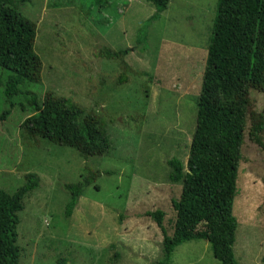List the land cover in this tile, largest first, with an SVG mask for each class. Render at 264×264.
<instances>
[{
	"label": "rangeland",
	"instance_id": "obj_1",
	"mask_svg": "<svg viewBox=\"0 0 264 264\" xmlns=\"http://www.w3.org/2000/svg\"><path fill=\"white\" fill-rule=\"evenodd\" d=\"M94 1L19 5L36 26L34 51L42 62L40 83L22 89L36 94L39 103L52 94L82 109L91 107L111 121L112 144L109 154L84 158L72 147L28 139L21 124L32 112L23 109L21 98L13 99L15 106L0 122V189L13 193L29 173L39 178L19 213L20 264H153L161 256L162 235L147 212L162 211L163 226L173 230L171 202L181 184L168 181L167 160L175 157L185 165L188 158L217 0H171L161 19L146 29L142 46L136 45L137 34L154 12L151 5L104 0L98 6ZM55 2L62 4H50ZM133 46L136 51L125 59L128 69L98 56L104 48ZM120 74L127 82L116 86ZM5 78L0 70V114L9 109ZM248 97L250 110L264 115V91L250 90ZM241 156L234 253L239 264H263L264 152L245 136ZM85 177L92 184L65 218L70 195L64 186ZM169 264L220 263L207 243L190 241L174 250Z\"/></svg>",
	"mask_w": 264,
	"mask_h": 264
},
{
	"label": "trees",
	"instance_id": "obj_2",
	"mask_svg": "<svg viewBox=\"0 0 264 264\" xmlns=\"http://www.w3.org/2000/svg\"><path fill=\"white\" fill-rule=\"evenodd\" d=\"M28 1L0 0V70L6 73L3 93L9 106L0 114V122L15 106L13 99L19 97L25 104L23 109L32 112L21 124L28 139L40 137L58 146L72 147L84 158L109 154L111 121L102 114L52 94L45 95L39 103L36 94L22 89L40 83L42 69L41 59L34 51L36 26L19 9ZM102 1L94 3L99 6ZM143 1L154 12L139 29L137 46L145 44L146 29L161 19L171 2ZM50 4L58 7L62 3ZM214 9L188 158L185 165L175 157L167 160L168 181L181 184L179 197L171 202L175 211L172 233L163 226L162 211L147 212L162 235L161 256L153 264H169L174 250L190 241L207 243L212 257L220 264H239L234 253L238 222L233 204L244 137L248 136L264 152V115L250 110L248 97L250 90L264 91V0H217ZM137 46L104 48L97 55L118 61L128 69L125 59ZM126 82L125 74H120L114 85ZM24 179L25 183L13 193L0 189V264H20L16 245L19 213L24 209L25 197L39 185L36 174H26ZM91 184L92 179L85 177L64 186L70 195L65 218L71 217ZM261 262L264 264V256ZM57 264L63 262L57 260Z\"/></svg>",
	"mask_w": 264,
	"mask_h": 264
}]
</instances>
